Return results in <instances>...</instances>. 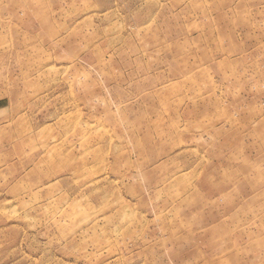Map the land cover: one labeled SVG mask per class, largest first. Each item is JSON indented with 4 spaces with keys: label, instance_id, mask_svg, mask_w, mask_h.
<instances>
[{
    "label": "rangeland",
    "instance_id": "374dc122",
    "mask_svg": "<svg viewBox=\"0 0 264 264\" xmlns=\"http://www.w3.org/2000/svg\"><path fill=\"white\" fill-rule=\"evenodd\" d=\"M0 264H264V0H0Z\"/></svg>",
    "mask_w": 264,
    "mask_h": 264
}]
</instances>
